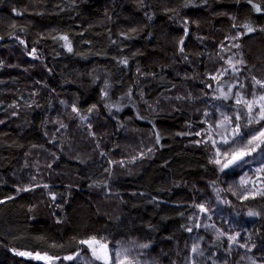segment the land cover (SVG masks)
I'll use <instances>...</instances> for the list:
<instances>
[{
  "label": "trees",
  "instance_id": "1",
  "mask_svg": "<svg viewBox=\"0 0 264 264\" xmlns=\"http://www.w3.org/2000/svg\"><path fill=\"white\" fill-rule=\"evenodd\" d=\"M230 41L243 96L264 95V0H0V264H47L20 252L75 264L61 258L87 254L81 241L181 260L206 183L234 214L258 213L264 244V189L238 201L213 144L186 137L234 88ZM221 243L212 251L235 257ZM246 253L264 264V249Z\"/></svg>",
  "mask_w": 264,
  "mask_h": 264
},
{
  "label": "rangeland",
  "instance_id": "2",
  "mask_svg": "<svg viewBox=\"0 0 264 264\" xmlns=\"http://www.w3.org/2000/svg\"><path fill=\"white\" fill-rule=\"evenodd\" d=\"M230 43L232 44L231 48L234 47L232 49L233 52H230L227 70L221 74V76L222 78H230L234 84V88L233 90L229 89L225 93L216 90L217 94L214 90L215 94L210 101L211 110L207 113L203 121L195 126L197 132L187 133L186 135V137H190L195 143L198 142V138L200 137H206L205 141H210L211 143L212 139H215L217 143L213 146L215 150L217 148L220 149L221 155L217 157L215 151L214 157L215 159H221L222 163L227 162L223 157L225 149L243 148L247 139L251 138L247 136V133L252 132L253 129H259L264 125V120H261L259 124H248V120L245 117L247 109L244 102L252 104L253 111L251 116L255 117L259 112V107L257 105L264 104V101L259 100L260 96L250 101L243 96V87H241L243 83L239 78V73L240 69L246 63V57L240 46L234 44L232 41H230ZM33 49H35L34 55L32 54ZM30 52L34 57H41V50L37 46H34ZM238 61L240 63H238ZM217 82L218 80L216 83ZM225 94L228 95L227 99H225ZM233 97L240 98L242 102L237 104ZM106 107L109 108L107 105ZM237 116L240 117L239 120L236 119ZM225 117L231 118V123L225 120ZM237 124L240 125L241 133L245 134L244 141L229 145L220 143L222 137L218 136L217 133H225V135H227V133H231L235 129ZM245 124H248L247 129L244 127ZM197 133H199V135H197ZM228 138L231 141L232 137L228 136ZM236 139L239 141L240 138L237 137ZM256 142L257 141H254V143ZM250 147L251 146H249V148ZM245 159L248 161L247 164H243V166H230L223 171L220 170L221 165L212 162V166L223 175L222 183L225 189L237 198L238 201L252 199L259 195L264 189L261 182L258 183V181H261L264 177V143H262L260 148L255 152H252L251 155L246 156ZM242 181L246 183H242ZM198 205H204L209 211L207 213L202 212ZM214 216L222 217L231 226L239 229V231L230 236L221 235L222 232L216 229L211 221ZM190 220L198 233L187 239L181 260L177 259L176 256L174 258L171 257V254L163 249H156V251H154V249L144 247L142 244L135 241H128L112 246L107 243L102 244L89 241L90 243L85 244L87 254L80 252L78 255H71L73 259H65L64 257L61 258V260L63 262H72L75 264H105L104 259H96V256H103L106 251L108 254V264H117L118 260L119 264H257V262L246 253L254 248L264 249V244L258 240L255 232L254 218L247 214L236 215L227 209L224 206L223 200L219 197L217 186L206 183L204 188L198 191L196 211L190 216ZM233 236L236 238L235 241L231 239ZM204 237L218 240L209 245L206 241L204 242ZM221 241L224 242L228 252H230L231 255H235V257H220L217 252L214 253L212 251L211 247L213 246L217 248L221 247ZM195 244H199V249L194 253L192 252V247ZM105 245L106 249L104 247ZM93 250H95V255L93 254ZM116 253H119V257L116 256ZM40 256L44 257L46 255ZM21 257L47 264H54L60 261V259H53L51 261L36 259L34 258V254H32V256L25 255ZM232 258L235 259L232 260Z\"/></svg>",
  "mask_w": 264,
  "mask_h": 264
},
{
  "label": "snow or ice",
  "instance_id": "3",
  "mask_svg": "<svg viewBox=\"0 0 264 264\" xmlns=\"http://www.w3.org/2000/svg\"><path fill=\"white\" fill-rule=\"evenodd\" d=\"M249 2H251V0H249ZM255 10L260 11V8L258 6H256ZM245 27L248 28L249 32L253 31V29L248 27L247 25H245ZM61 39H64L65 41H67L68 38L65 36V37H61ZM21 43H23V41H21ZM181 43H182V41H181ZM68 50L69 51L72 50L70 44L68 45ZM32 54L33 55L35 54V49L32 50ZM238 63H240V62L238 61ZM255 83L261 85V87L264 88V82L255 81ZM241 87H243V85H241ZM227 98H228V95L225 94V99H227ZM233 99H235L237 104H240L242 102L240 98L233 97ZM259 100L264 101V95L260 96ZM244 103H245V107L247 109L245 112V117L248 120V124H251V123L259 124L261 120H264V104H258L257 105L259 107V112L257 113V115L255 117H252L251 116V113L253 111L252 104L249 102H244ZM73 110L75 111L76 109H73ZM239 118H240L239 116L236 117L237 120H239ZM225 120H228L229 123H231V118L225 117ZM248 124L244 125V127L246 129L248 127ZM197 135H199V133H197ZM217 135L222 137V139L220 140V143H222L223 145L240 143V142H243L245 139V134L241 133L239 124L236 125L235 129L231 133H227V135H225V133H217ZM228 136L232 137L231 141L229 140ZM247 136H250L251 138L247 139V142L244 144L243 148L225 149V151L223 152V157L227 162L222 163L221 159H219V158H217L213 161L214 163L221 165V168H220L221 171L229 168L230 166H243V164L248 163V161L245 159V157L251 155L252 152H255L258 148H260V145L262 143H264V139H261V138H264V125H262L261 128H259V129H253L252 132H248ZM237 137L240 138L239 141H237V139H236ZM210 139H211V137H210ZM254 141H257V142L254 143ZM216 143H217V141L215 139H212V144L215 145ZM249 146H251V147L249 148ZM215 151H216L217 157H220V155H221L220 149L217 148ZM242 183H246V182L242 181ZM25 190H28V189H25ZM53 199H55V197H53ZM198 207L200 208V210L202 212L207 213L209 211V209L206 208L204 205H198ZM248 215L253 216V215H258V213H254L252 211H249ZM222 234L223 233H221V235ZM92 239L94 240V238H92ZM231 239L233 241H235L236 238H235V236H233V237H231ZM81 243L88 244L90 242L89 241H81ZM104 247L106 249V245ZM144 247H147V245H144ZM198 249H199V244H195L192 247V252L195 253L198 251ZM93 254L95 255V250H93ZM18 255L32 256V253L20 252V253H18ZM77 255H78V253H77ZM201 255H202V253H201ZM116 256L119 257V253H116ZM34 258L45 259L48 261H51L54 259L53 257H47V256L42 257V256H40L39 253H36ZM65 259H73V257L69 256V257H65ZM96 259H104L105 264H108L107 252L105 251L103 256H96ZM117 264H119V260L117 261Z\"/></svg>",
  "mask_w": 264,
  "mask_h": 264
}]
</instances>
